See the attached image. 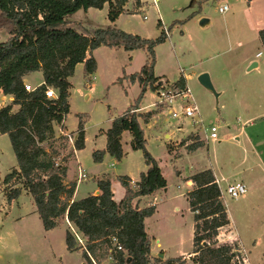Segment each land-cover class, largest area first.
I'll return each instance as SVG.
<instances>
[{"label": "rangeland", "instance_id": "rangeland-1", "mask_svg": "<svg viewBox=\"0 0 264 264\" xmlns=\"http://www.w3.org/2000/svg\"><path fill=\"white\" fill-rule=\"evenodd\" d=\"M142 2L143 7L139 9L135 0H129L126 9L131 12L121 14L114 26L147 39H155L161 30H167L166 41L155 49V74L168 84L178 81L182 75L189 76V100L176 101L175 104L166 106L148 124L144 123V119L140 120L147 140V151L162 169L167 188L166 191L141 198L138 204L140 208L156 206L155 214L145 220L147 232L155 237L152 242L156 253L154 256L165 255L161 251L164 249L168 258H174L183 253L191 254L194 250V214L186 197L189 190L186 179L215 167L228 180L239 182L236 181L237 171L248 164L259 166L260 159L264 162V115L260 116L258 110L264 107V93L258 94L248 87L247 82L253 80L251 73L254 72L248 73L246 67L247 61L254 58L256 53L262 52L258 32L259 29H264V3L251 10L246 0ZM223 5L229 7L225 14L218 11V7ZM107 15L106 5L101 10H79L69 14L67 19L75 23L81 22L82 29L78 30L90 33L110 24ZM144 15H147L148 20L143 19ZM202 18L209 19L210 24L201 27L199 22ZM159 20L161 28L158 27ZM7 38V32L1 31L0 42ZM91 55L97 62L96 72L87 75L85 64H78L75 68L70 79V112L65 119L64 128L55 125V144L67 145L66 149H62L59 161L71 154L74 140L69 141L66 133L73 137L79 126L78 115H88L85 147L77 153L80 164L74 155L68 161V178L77 183L74 196L79 200L90 195L99 178H108L112 188L116 190V200L119 201L123 197V189L118 177L128 176L138 180L147 168L143 152L131 149L132 137L125 132L122 143L126 156L120 161L105 155L101 163H96L93 153L105 146L102 131H106L113 118L121 116L141 92L138 83H128L126 80L116 84L113 82L123 77L124 73L140 72L146 64L147 53L144 50L129 53L123 48L113 50L100 47ZM258 60L264 70V55ZM202 73L209 74L215 93L225 90L222 97H216L214 92L200 84L198 77ZM261 78L264 80V74ZM24 83L34 88L39 87L43 83V75L40 71L30 73L24 77ZM157 101V93L148 89L140 105L147 106ZM8 103V99H0L2 106ZM192 104L198 108V115L194 119L172 117V108L179 111ZM14 109L17 110L18 107L15 106ZM146 113L148 112L143 114ZM212 126L218 129L216 140L209 137ZM246 135H250L254 143L257 139L262 140L260 145L254 147V152L247 146ZM184 138L188 140L182 145ZM199 141L205 142V145L190 152L187 145ZM261 153L263 158L257 157ZM17 168L18 161L10 138L0 134V264H88L81 250L70 252L67 249L66 221L63 220L55 229L46 231L30 194L22 192L17 199L11 202L7 200L3 182ZM80 174L87 177L78 180ZM246 185L247 194L238 200L225 197L231 224L221 232L222 237L233 239L222 242L239 243V237L244 248V251L240 250L244 262L264 264V175L262 188ZM102 264H112V261L107 258Z\"/></svg>", "mask_w": 264, "mask_h": 264}, {"label": "trees", "instance_id": "trees-1", "mask_svg": "<svg viewBox=\"0 0 264 264\" xmlns=\"http://www.w3.org/2000/svg\"><path fill=\"white\" fill-rule=\"evenodd\" d=\"M253 0H246L250 4ZM129 0H0V32L8 38L0 42V94L11 97L7 105L0 108V134L8 135L18 161V168L4 179V194L9 202L22 192L34 199L46 231L55 229L63 220L68 221L66 245L70 252L82 251L88 264H102L111 259L112 264H246L240 255L237 241L219 240L223 229L230 227L228 210L222 190L211 169L198 172L187 181L191 189L186 197L194 214V250L189 256L160 259L151 253L152 237L147 232L145 220L155 214L156 206L139 207V200L167 188V180L154 157L147 151V140L140 120L144 123L166 105L156 104L146 114L138 113L140 103L148 89L156 92L161 77L155 75L158 45L167 35L161 30L155 39L143 38L127 33L114 26L121 14L126 13ZM140 4V0H136ZM108 6L109 25L96 28L90 33L80 31V23L67 19L79 10L103 9ZM162 23L158 21V27ZM264 50V29L258 33ZM100 47L123 48L127 52L144 50L146 64L140 72L123 74L115 83H138L139 96L127 110L111 121L110 127L102 131L106 137V148L93 153L96 163L105 155L120 161L126 156L122 136L128 132L132 150L143 152L146 171L138 181L128 176H119L118 182L124 190L123 197L116 201L108 178H99V195L90 194L74 199L76 182L67 183V163L85 147V124L88 115L79 114V126L74 137L72 153L59 161L62 149L67 145H56L55 125L64 128L70 112L71 77L78 64H85V73L96 72L97 62L91 55ZM41 72L43 83L34 91L25 90L24 77ZM173 92L187 89L186 78L168 84ZM52 88L55 98H47L45 91ZM18 109L15 110L14 107ZM64 138V137H63ZM61 140V139H59ZM188 138H184L185 145ZM205 142L190 144L194 152ZM171 150V147L169 146ZM116 239V243L113 239ZM120 246V249H118ZM130 259V261H129Z\"/></svg>", "mask_w": 264, "mask_h": 264}, {"label": "crops", "instance_id": "crops-1", "mask_svg": "<svg viewBox=\"0 0 264 264\" xmlns=\"http://www.w3.org/2000/svg\"><path fill=\"white\" fill-rule=\"evenodd\" d=\"M261 3H264V0H253L249 5V8L252 10V8H254L255 6H257L258 4H261ZM135 5H136V0H135ZM138 6V5H137ZM143 7V2H142V0H140V4H139V6H138V8L140 9V8H142ZM126 8H127V6H126ZM138 9V10H139ZM90 10V9H89ZM89 10H87L86 12H89ZM127 12L128 13H130L131 11L130 10H128L127 9ZM126 12V13H127ZM124 14V13H123ZM144 16H146V19H144V20H148V17H147V15H144ZM144 16H143V18H144ZM118 21V20H117ZM78 23H80V25L81 26H79L81 29H82V23L81 22H78ZM261 29H259V31H260ZM259 33V32H258ZM262 48V47H261ZM260 48V51H262V52H258V53H262V56L264 55V50L263 49H261ZM118 50L119 48H113V50ZM127 52V51H126ZM130 53V52H129ZM258 53H256L255 54V57L254 58H252V59H250L249 61H247L246 62V67H248V69H247V71H248V73H251V72H254V73H251V74H253L252 75V77H253V80L252 81H250V82H247L248 83V87H250L251 88V90H255V91H257L258 92V94L259 93H264V80H263V78H261V76H262V74H264V70H262L261 69V67H260V62H259V58L260 57H262V56H260V57H257V54ZM253 64H256V66L255 67H253L252 69H250V67L253 65ZM156 75V74H155ZM157 76V75H156ZM184 76V75H183ZM157 77H159V76H157ZM185 78H186V82H187V89H189V87H188V81H189V76H184ZM261 78V80H259ZM162 82H165V81H163V80H161ZM116 81H114L113 83L114 84H116L115 83ZM166 83V82H165ZM236 87H239V85H236ZM125 90V89H124ZM190 90V89H189ZM225 93V90H219V97H222L223 96V94ZM239 93V92H238ZM236 94H237V92H236ZM0 99H8L9 101H11L12 100V98L11 97H8V96H3V95H1L0 94ZM157 103V102H156ZM156 103H152L153 104V106H151L152 104H149V105H147V106H141L140 105V109L138 110V113H140V114H143V113H145V112H148V111H151V110H153V109H155L154 107H155V105H156ZM1 106H2V104H0ZM240 105V104H239ZM1 106H0V108H1ZM260 107H261V105H260ZM243 109V108H242ZM127 110V109H126ZM125 110V111H126ZM258 110H260V116H263L264 115V107H261V108H259ZM124 111V112H125ZM123 112V113H124ZM122 113V114H123ZM114 119V118H113ZM250 120V119H249ZM248 120V121H249ZM145 124H148V123H145ZM64 127H65V123H64ZM75 134V133H74ZM66 135H71V134H68V133H66ZM104 135V134H103ZM105 136V135H104ZM124 134H123V136H122V141H123V138H124ZM247 136V135H246ZM105 140H106V137H105ZM238 140L240 141L241 139L240 138H238ZM129 142H130V140H129ZM246 142H247V146L254 152V147L255 146H257V145H260L261 143H262V140H260V139H257V140H255V143H254V140L251 138V136L249 135V136H247V138H246ZM122 145H123V143H122ZM131 147V146H130ZM106 148V141H105V146H104V148L103 149H101V150H104ZM124 149V148H123ZM79 151H81V150H79ZM79 151H74V156H75V159L77 160V162H78V158H77V153L79 152ZM197 151V150H196ZM126 153V152H125ZM257 157H260V158H263L262 157V153L260 154V155H257ZM244 158H246V156L244 157ZM246 160V159H245ZM264 162H263V160L262 159H260L259 160V166H257V164H255V165H250V164H248L246 167H244L243 169H241L240 171H237V174H238V178H237V180L236 181H241V182H243V183H245V184H249V185H253V186H260V188H262V181H263V175H264V164H263ZM78 164H80V162H78ZM215 164H216V161H215ZM67 166H68V172H67V183H71V182H75V181H72V180H69V178H68V173H69V163H67ZM80 170V169H79ZM211 170H213V172H214V174H215V176H216V179H217V183H218V185H219V187L221 188V190H222V192L224 191V189H225V187L229 184V183H231V182H234V181H230V180H228V177L226 176V175H224L220 170H216L215 169V167H212L211 168ZM79 177V176H78ZM190 178V176L187 178V179H189ZM132 179V178H131ZM187 179H186V185L189 187L188 189L190 190L191 189V186H189V184H191L192 185V182L191 181H187ZM139 180V179H138ZM138 180H133L132 179V181H138ZM112 190H113V192H114V199L116 200V197H115V195H116V190L115 189H113L112 188ZM188 190V191H189ZM97 193H99L100 194V191H99V189H98V186H96V188L91 192V194H93V195H96ZM98 194V195H99ZM123 194H124V190H123ZM75 195V194H74ZM225 197L226 196H223V198H224V201H225V204H226V200H225ZM74 199H76V196H74L73 197ZM117 201V200H116ZM67 223H68V221H67ZM69 224V223H68ZM70 225V224H69ZM71 226V225H70ZM222 234H223V232H221L220 234H219V240L220 241H224V240H231V239H233V237H226V238H224V237H222ZM151 237H152V242H154V239H155V237L154 236H152L151 235ZM234 238H236V237H234ZM237 240L239 241V244L241 245V249L244 251V248L242 247V244H241V242H240V239H239V237H237ZM161 251H163L164 253H165V258H168V256H167V252H165V250L164 249H162ZM151 253H152V255L154 256V254H156L155 253V251H154V249H153V244L151 243ZM245 253V252H244ZM190 254H180L179 256H189Z\"/></svg>", "mask_w": 264, "mask_h": 264}, {"label": "built area", "instance_id": "built-area-1", "mask_svg": "<svg viewBox=\"0 0 264 264\" xmlns=\"http://www.w3.org/2000/svg\"><path fill=\"white\" fill-rule=\"evenodd\" d=\"M218 11L221 14H225L229 11V7L228 5L219 6ZM143 19H146V16H144ZM165 33L168 36L167 30L165 31ZM260 56H262V53L257 54V57H260ZM160 85L161 87L156 91L158 95V101L156 104H164L166 106H171L175 104L176 101L182 102L184 100L190 99L191 93L189 89H186L183 92H173L165 82H162ZM37 88L38 87L34 88L30 85H25V90L28 92H32L36 90ZM45 95L47 98L56 97L55 91L52 88H47L45 91ZM170 113L172 114L173 118L187 117V118L194 119V117L198 115V108L196 105L192 104V105L182 107L181 110L179 111H176L175 108H172ZM217 131L218 129L216 126L210 127L209 137L214 140L218 139ZM67 136H68L69 141L73 142L74 140L73 137L71 135H67ZM85 177H87L85 174H80L78 177V180H82ZM247 192H248L247 185L239 181V182L229 183L224 189V191L222 192V194L223 196L229 197L230 199L238 200L240 197L247 194ZM113 241L116 243L115 238L113 239ZM118 249H120V246H118ZM237 260L239 264H242L240 258H237Z\"/></svg>", "mask_w": 264, "mask_h": 264}, {"label": "water", "instance_id": "water-1", "mask_svg": "<svg viewBox=\"0 0 264 264\" xmlns=\"http://www.w3.org/2000/svg\"><path fill=\"white\" fill-rule=\"evenodd\" d=\"M209 24H210V20L207 19V18H202V19L200 20V22H199V25H200L201 27H205V26H207V25H209ZM255 66H256V64H253V65L250 67V69H252V68L255 67ZM198 81L200 82V84H201L203 87H205L206 89H208V90H210V91H212V92L215 93V89H214V87H213V84H212V82H211V79H210L209 74H207V73H202V74L198 77ZM161 83H162V81L159 82V84H161ZM215 95H216V97L219 96V94H217V93H215ZM164 191H166V189H164ZM98 194H99V193H97L96 195H98ZM158 258H160V259H164V258H165V255H163V254H159V255H158ZM129 261H130V259H129Z\"/></svg>", "mask_w": 264, "mask_h": 264}]
</instances>
